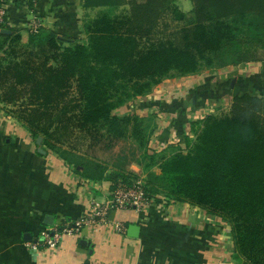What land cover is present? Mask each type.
Here are the masks:
<instances>
[{
	"label": "trees",
	"instance_id": "1",
	"mask_svg": "<svg viewBox=\"0 0 264 264\" xmlns=\"http://www.w3.org/2000/svg\"><path fill=\"white\" fill-rule=\"evenodd\" d=\"M191 2L187 15L176 0H84L98 9L81 42L47 29L23 42L3 23L11 32H0V105L87 180L128 181L130 165L147 159L159 170L146 173L148 197L221 217L241 264H264V94L233 95L227 112L193 121V140L168 154L150 150L151 117L113 113L164 78L261 62L264 0ZM77 138L109 155L77 149Z\"/></svg>",
	"mask_w": 264,
	"mask_h": 264
},
{
	"label": "crops",
	"instance_id": "2",
	"mask_svg": "<svg viewBox=\"0 0 264 264\" xmlns=\"http://www.w3.org/2000/svg\"><path fill=\"white\" fill-rule=\"evenodd\" d=\"M84 0H0L6 24L29 36L28 24L53 30L66 43L85 38L83 23L98 8ZM161 80L149 93L113 110L118 115L151 117L149 147L164 152L193 140V121L228 109L235 94H264V62L240 63ZM36 139L0 105V264H241L235 256L231 226L203 208L160 197L142 209L113 208L106 221L84 223L65 233L55 247L39 246L41 235L82 219L93 202H105L113 186L87 180L56 153L38 152ZM170 153V152H169ZM131 172L145 178L141 165ZM158 172V169H157ZM51 222V224H50ZM139 226L134 237L128 225ZM117 225L122 228L118 230ZM30 233V240L24 234ZM80 239L86 245L79 243Z\"/></svg>",
	"mask_w": 264,
	"mask_h": 264
},
{
	"label": "built area",
	"instance_id": "3",
	"mask_svg": "<svg viewBox=\"0 0 264 264\" xmlns=\"http://www.w3.org/2000/svg\"><path fill=\"white\" fill-rule=\"evenodd\" d=\"M6 23L5 19V7L0 5V26ZM39 21L32 19L28 24L29 33H36L39 31ZM153 197H148L144 189V180L134 179L130 182L117 181L113 184L110 197L105 202H93L89 212L82 219L74 221V224L70 226L69 223L62 224V228L54 227L52 230H48L41 237L42 241H36L33 244V248L36 249L41 243L44 247H55L65 233H76L84 225V223H95L99 221L101 223L106 221V216L109 210L113 208H134L136 210L142 209L145 205L152 202ZM116 228L120 230L121 225H117Z\"/></svg>",
	"mask_w": 264,
	"mask_h": 264
},
{
	"label": "rangeland",
	"instance_id": "4",
	"mask_svg": "<svg viewBox=\"0 0 264 264\" xmlns=\"http://www.w3.org/2000/svg\"><path fill=\"white\" fill-rule=\"evenodd\" d=\"M176 2H177V5H178V7L182 10V11H184L187 15H189L190 14V9H191V7H192V2H191V0H176ZM120 9L121 8H119V9H117L116 10V12H119L120 11ZM258 54H259V56H260V58H261V62H264V49H259L258 50ZM216 69V68H215ZM215 69H208V68H203V69H201V70H203V71H212V70H215ZM203 71H201V72H203ZM227 110L228 109H223V110H218V112L216 113V114H221V113H225V112H227ZM71 143H73V145L75 146V147H77V149H80L81 151H86V152H88V153H90V154H92V155H97V156H99V157H107V155H109V151H105V150H102V149H99L98 147H94V148H91V149H89V148H87V143L88 142H86L85 140H83L82 138L80 139V140H78V138L77 139H74V140H72V142ZM122 144H124V142H122V141H118L116 144H114V146H113V148H112V151L114 152V151H117L119 148H121V145ZM41 146V145H40ZM42 147V146H41ZM183 150V149H182ZM169 152H171V150L169 149V147H168V150L167 151H164V153H166V154H168ZM141 161H142V164H141V167H142V172H139L140 173V175L141 174H145V177H146V173H147V171L148 170H152V171H154L155 173H158L159 172V170H158V172H157V168L155 167V165H150V166H148L147 165V163H148V161H147V159H141ZM129 176H128V181H123V182H130V181H132V180H134V179H140V180H144V179H141L140 178V176H139V174L137 175L136 173H134V172H130L129 174H128ZM158 195H163V194H158Z\"/></svg>",
	"mask_w": 264,
	"mask_h": 264
},
{
	"label": "water",
	"instance_id": "5",
	"mask_svg": "<svg viewBox=\"0 0 264 264\" xmlns=\"http://www.w3.org/2000/svg\"><path fill=\"white\" fill-rule=\"evenodd\" d=\"M0 32H2V33H10L11 31L9 29H0ZM41 140H42L41 136H38L36 138V144L39 146L38 147V152L45 153V150L40 147ZM50 224H51V222H50ZM128 231L130 232V234L132 236L137 237L138 233H139V226L138 225H134V224H130V225H128ZM30 236H31L30 233H25L23 237L26 240H30V238H31ZM42 239H43V237H40V240H42ZM79 243L82 244V245H86V241L84 239H80Z\"/></svg>",
	"mask_w": 264,
	"mask_h": 264
}]
</instances>
